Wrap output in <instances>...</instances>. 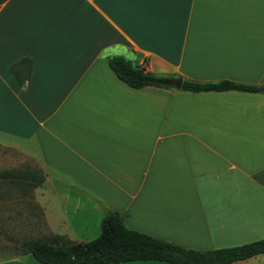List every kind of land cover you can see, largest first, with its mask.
<instances>
[{
    "label": "crops",
    "instance_id": "obj_1",
    "mask_svg": "<svg viewBox=\"0 0 264 264\" xmlns=\"http://www.w3.org/2000/svg\"><path fill=\"white\" fill-rule=\"evenodd\" d=\"M115 55L161 77L264 84V0L0 3V221L80 244L113 209L195 249L264 238V93L135 88ZM23 168L44 181L1 174Z\"/></svg>",
    "mask_w": 264,
    "mask_h": 264
},
{
    "label": "trees",
    "instance_id": "obj_2",
    "mask_svg": "<svg viewBox=\"0 0 264 264\" xmlns=\"http://www.w3.org/2000/svg\"><path fill=\"white\" fill-rule=\"evenodd\" d=\"M6 0H0L3 3ZM107 62L116 75L128 85L141 88L159 84L160 75L134 64L121 55L110 56ZM183 91H241L264 93V84L232 80L199 81L183 78ZM6 177H27L34 185L45 179V174L29 168L12 169L1 173ZM21 252L33 255L44 264H116L127 261H165L171 264H232L264 253V238L237 246L195 249L130 228L117 210H109L103 217L98 237L80 244L59 235L18 241ZM14 258V257H11Z\"/></svg>",
    "mask_w": 264,
    "mask_h": 264
},
{
    "label": "rangeland",
    "instance_id": "obj_3",
    "mask_svg": "<svg viewBox=\"0 0 264 264\" xmlns=\"http://www.w3.org/2000/svg\"><path fill=\"white\" fill-rule=\"evenodd\" d=\"M10 151H7V153ZM13 153V152H12ZM22 166H32L29 158H23L18 163ZM17 164V165H18ZM10 165V164H8ZM100 234V233H99ZM98 234V235H99ZM46 222L41 220H11L0 221V260L9 259L18 255L21 250L18 241L30 238H49ZM19 257V256H18ZM232 264H264V253L249 261H237Z\"/></svg>",
    "mask_w": 264,
    "mask_h": 264
},
{
    "label": "water",
    "instance_id": "obj_4",
    "mask_svg": "<svg viewBox=\"0 0 264 264\" xmlns=\"http://www.w3.org/2000/svg\"><path fill=\"white\" fill-rule=\"evenodd\" d=\"M159 84L164 85L166 87L174 88L180 90L183 84L182 77H167L163 76L158 80Z\"/></svg>",
    "mask_w": 264,
    "mask_h": 264
}]
</instances>
